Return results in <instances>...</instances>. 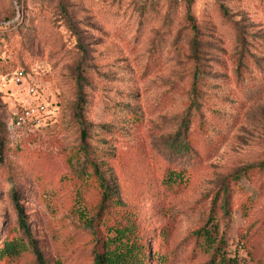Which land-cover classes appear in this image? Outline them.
Segmentation results:
<instances>
[{
	"label": "rangeland",
	"instance_id": "374dc122",
	"mask_svg": "<svg viewBox=\"0 0 264 264\" xmlns=\"http://www.w3.org/2000/svg\"><path fill=\"white\" fill-rule=\"evenodd\" d=\"M40 102L38 133L9 141V113ZM195 103L202 123L186 129ZM179 133L183 152L170 148ZM110 149L118 156L106 163ZM91 160L126 180L150 264L206 263L195 234L215 224L231 254L264 264V0H40L24 10L0 0V248H24L0 264H40L35 248L45 264H94Z\"/></svg>",
	"mask_w": 264,
	"mask_h": 264
},
{
	"label": "trees",
	"instance_id": "16d2710c",
	"mask_svg": "<svg viewBox=\"0 0 264 264\" xmlns=\"http://www.w3.org/2000/svg\"><path fill=\"white\" fill-rule=\"evenodd\" d=\"M246 58L241 56L238 58L237 64V73L238 80H240V75H242L243 71L249 72L246 68H244V61ZM195 80L193 83V95L194 101L196 102L197 97L199 96L198 90V80L199 74H195ZM83 99H80L78 114L77 117L81 120L82 124V138L85 139L87 136V132L85 130V122L82 120L83 118V110L84 107L82 105ZM198 104L195 103L189 109L186 116V129L189 128V124L192 121H197L200 125L202 123V118L198 115ZM14 112H10L6 118L5 122V131L7 135V139L9 140L10 134L8 131V121L13 116ZM105 131V128L102 127ZM39 131V130H38ZM31 133L25 136V138L33 137L38 133ZM108 135H112L108 133V130L105 132ZM10 137V138H9ZM10 141V140H9ZM3 145V143H2ZM2 147V146H1ZM189 139L182 137L181 133H179L171 142L170 148H173L176 152H183L189 149ZM83 152L88 151V147L86 142H83V146H81ZM108 160L106 163H109L112 160H115L118 154H115L113 150H109L107 154L104 153ZM264 165V164H263ZM90 167V175L93 179V182L99 183L101 199L99 203V209L95 216L87 220L89 226H94V232L97 235L96 242V252L94 256V264H150L149 257L146 255V247L147 243L144 240L142 235V229L139 225V214L137 210V204L133 201L132 198L128 194V190L126 188V180L117 175L110 178L106 174L101 172L100 164L95 160H91L89 163ZM168 179H174L173 174L170 173L167 177ZM169 184H173L172 181ZM127 196V200L124 197ZM218 198H223L225 204L222 205V209H224V213H229V209L227 207L228 203V193L227 188L225 190V195L220 196L217 195ZM215 198V200L218 198ZM14 201L16 205V209L18 211L19 222L22 228H24L26 233H30L29 223L27 222L26 214L23 208L20 206L19 201L17 199V194L14 192ZM213 208L210 221H214L213 218L217 219L219 214ZM215 215V216H213ZM217 226H205L202 229L196 232V247H203V250L210 255L209 260L204 264H248L240 255L236 252V254H231V252L227 248V241L224 235H220L218 224ZM103 229L107 230V235L105 236L100 232H103ZM242 236L240 238V242L243 244L245 248L247 246L243 242L244 239H247V243H251L249 241V237ZM251 248H249V253L251 256H254L255 253L252 252L251 249H254V244H250ZM21 242H6L3 245V248H0V258L16 257L23 250ZM35 252L40 264H45L41 252L35 248ZM158 264H166V261L160 260Z\"/></svg>",
	"mask_w": 264,
	"mask_h": 264
},
{
	"label": "built area",
	"instance_id": "2783aa9c",
	"mask_svg": "<svg viewBox=\"0 0 264 264\" xmlns=\"http://www.w3.org/2000/svg\"><path fill=\"white\" fill-rule=\"evenodd\" d=\"M40 0H13L18 10H24L30 7L33 2ZM13 77L17 84H24L26 81V73L19 69L13 73ZM35 92V88L29 89L28 93ZM48 115V104L40 102L24 106L21 110L14 112L8 121V131L10 137L19 140L28 134L36 133L45 123Z\"/></svg>",
	"mask_w": 264,
	"mask_h": 264
}]
</instances>
